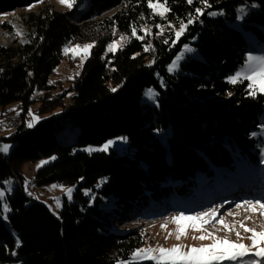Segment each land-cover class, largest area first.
Returning a JSON list of instances; mask_svg holds the SVG:
<instances>
[{"label": "trees", "instance_id": "trees-1", "mask_svg": "<svg viewBox=\"0 0 264 264\" xmlns=\"http://www.w3.org/2000/svg\"><path fill=\"white\" fill-rule=\"evenodd\" d=\"M32 1L0 0V13ZM208 3L211 7L175 45L173 29L204 7L200 0L192 5L167 0L170 10L163 19L152 14L148 0H76L64 12L45 8L22 14L28 43L0 46V119L12 104L13 114L19 111L24 118L36 91L43 93L38 112L45 117L32 128L23 122L9 137H0V143L15 148L0 153V189L17 179L7 196L10 211L3 213L0 205V264H123L148 235L140 228L116 231L114 225L128 208L146 205L145 191L157 201L165 190L159 182L187 184L199 172L225 176L236 172V161L246 169L261 162L264 95L250 96L247 80L228 82L249 51L229 23L247 5L243 28L264 40V0ZM133 27L143 39L132 36ZM121 35L128 41L106 52ZM77 43L94 46L62 89L49 78L63 60V48ZM184 45L194 47L198 58H187L169 74L168 65ZM148 89L157 93L156 105L142 103ZM65 127L73 131V143L60 139ZM120 138L127 142L123 154L78 150ZM38 160L48 163L35 171L28 183L32 190L52 183L77 186L57 217L24 191L16 171L18 162ZM101 179L105 182L96 190ZM84 190L93 193L86 196Z\"/></svg>", "mask_w": 264, "mask_h": 264}, {"label": "rangeland", "instance_id": "rangeland-1", "mask_svg": "<svg viewBox=\"0 0 264 264\" xmlns=\"http://www.w3.org/2000/svg\"><path fill=\"white\" fill-rule=\"evenodd\" d=\"M240 7L244 6L242 5ZM45 8H47L49 11L54 10L58 12H64L69 9L66 6H63L58 3V0H33L26 6L18 5V7L10 9L7 12L0 13V46L8 47L11 44L21 45L28 43L26 30L22 23V14L27 12H38L41 9ZM81 8V10L87 8V2ZM245 11L247 12L246 9ZM245 16L246 15H244L243 19L236 18L233 23H229V26L237 30L243 37L249 49L247 56H264V40L259 39L256 34L248 32L243 28V20ZM18 32L20 33V35H17ZM262 33L264 38V30H262ZM87 44L94 45V43H77L71 44L67 48H73L77 45L83 47ZM188 46L195 49L191 45ZM65 48L66 47H64L63 50ZM107 49L108 47L106 48V52H109ZM63 50V60L61 61L60 65L56 68L55 72L50 76L49 82L52 83L58 81L62 84V89H65L67 88V79L73 76L74 73L76 74L78 68L83 65L89 55L86 58H83L81 54L73 58L71 52L65 55ZM198 56L199 55L196 50L192 53H186L184 59L179 62V65L187 58L197 59ZM171 64L172 62L168 65L167 72L169 74H176L179 70V66L177 70L170 72L169 66ZM244 64L239 67L237 71H240ZM59 90L61 89L59 88ZM146 91L143 94L142 103L148 105H156V96L153 99H149L146 96ZM42 96V92L36 91L34 93L33 100H35V102L31 104V107L23 118V122L26 128H29L27 127V124L31 121L29 111H31L33 115L39 117V121L45 117V115H42L38 112V109L41 105L39 98H41ZM67 101L68 97L65 98L64 102L67 103ZM15 110V104H12L6 108L7 114L0 119L1 123L4 125V127L0 131V137H9L14 132L15 129L10 128L9 123L12 120V115ZM59 111L60 109L57 110V112ZM59 136L62 142L67 144L73 143L74 133L70 130L69 127H65ZM109 141H112L113 143L107 149V151L103 152H109L110 150H113L117 154H123L126 151L127 142L122 138L110 139L99 146H86L81 147L78 150L80 152L89 153L88 151H85V149L100 148ZM3 144L6 143H0V145ZM14 149L15 148L11 146L7 154L13 152ZM96 152L101 151H95L91 153ZM0 153L3 155H7L3 152ZM41 161L43 160H38L35 162L17 163L16 171L23 178V186L25 192H27L25 190V181H33L35 171L38 168L37 165H39ZM235 165L238 167L236 172L227 174L225 176L221 175L219 171L216 170L217 174H210L208 172L196 173L194 177L190 178V181L187 184H183L178 180H176L175 182H159V187L165 189L161 191L162 194H160V191L157 192L158 195L160 194V198H158L157 201H154L155 199L153 200L150 196L152 194H150V192L148 191H145L144 195L146 197V205L143 206L142 204H137L132 208H128L129 213L126 214V216L124 217L122 216L118 218L119 221L115 223L114 230L121 231L124 228L142 229V231L146 232L148 235V237L146 238L147 242L142 248H156L158 246H162L164 248H171L178 244L186 246L185 250L187 249V247H201L203 245L211 244L212 241L210 239L203 241L193 239L194 236H199L203 233L193 231L190 226L186 230V235L182 236L179 240H177V226L172 222V218L176 215H179L180 213H183L184 215H195L196 213L207 211L210 208H218L219 211L217 218L219 219L220 216H223L225 223L229 225L234 224L236 226V231L240 232V236L243 239L238 241L236 231H226L224 230L222 225L215 223V221L208 225H205L204 231L212 232L218 238H227L232 242H239L245 245H250L251 241L248 239L250 233H246L243 231V229H240L239 224L243 222L245 224V227L247 228H254L258 232L264 231V216H261L258 210L253 213L249 212L248 210H246V208L243 207L237 209L236 204L242 203L244 200H260L262 203H264V158H262L261 162L257 164V167L254 169L242 168L241 165L243 164L239 163L238 161L235 162ZM242 170H247L250 173H245ZM10 180L13 182V191L14 184L16 185L17 179L14 178ZM104 182L105 179H101L95 186V189L99 190ZM53 185H56L57 187L53 189ZM178 187H180V189H177ZM62 188L64 190L68 188L72 189L71 199H69L68 195L66 194V191L61 190ZM76 188V185H61L56 183L44 185L41 187L33 186L35 196L32 199L36 200L40 204L45 205L48 210L52 214L55 213L53 215L57 217L60 213L64 200L72 202L73 194ZM92 193L93 191L91 190H84V194L86 196L91 195ZM182 195L187 196L188 200L182 198ZM55 198L59 199V208L56 207ZM229 212L232 213L231 216L227 215V213ZM162 225H165L166 227L162 228ZM169 233H171V235H169ZM244 259H249V257H245ZM144 262L154 263L153 261H139V263ZM222 264H230V262L224 261L222 262Z\"/></svg>", "mask_w": 264, "mask_h": 264}, {"label": "snow or ice", "instance_id": "snow-or-ice-1", "mask_svg": "<svg viewBox=\"0 0 264 264\" xmlns=\"http://www.w3.org/2000/svg\"><path fill=\"white\" fill-rule=\"evenodd\" d=\"M76 0H58L63 6L71 9L75 4ZM201 4L204 6L203 8H196L195 15L190 16L187 19V23L184 21H179L178 29H173L175 39L172 40V44L175 45L186 32L188 25H191L194 20H198L200 16L204 15V8H210L211 5L208 3V0H200ZM189 5L193 4V0H187ZM247 5L244 7H240L237 9V19H243L244 15H246ZM255 7V5H252ZM148 8L152 10V14L159 15L162 19L166 17V14L169 12V8L167 5V0H164L163 3L160 0H148ZM209 16L223 15V12H209L207 13ZM143 18V17H141ZM157 28L163 31L161 25H156ZM168 27H172V25H168ZM136 28H132V36L137 39H143V37H138L136 35ZM151 30L147 29L145 34H150ZM115 34V33H114ZM17 35H20L18 32ZM128 41L126 36L121 35L120 39L112 42L108 45L109 52H116L118 47L122 46L124 43ZM165 43H168L165 40ZM94 45L87 44L83 47L77 45L73 48H65L63 51L65 55L69 52L72 53L73 58L77 55H81L83 58H86L90 54V49ZM151 49V45H146L145 50L148 51ZM195 49L189 47L188 45H184L181 52L175 57L172 61V64L169 66V71L173 72L177 70L179 66V62L184 59L186 53H192ZM247 80L248 83V94L252 97H256L257 94L264 95V56H252L249 55L246 58V62L240 71H237L235 75L230 76L228 78V82L232 84L242 83ZM163 86V82H162ZM112 91H116L115 88ZM231 94V93H230ZM157 93H155L152 89H148L146 91V96L149 99H153ZM29 115L31 116V121L27 124V127L32 128L39 121V117L33 115L31 111H29ZM255 135V134H253ZM126 140V138H123ZM113 142L109 141L105 145L100 148H88L85 151L89 153L95 151H107V149L111 146ZM11 145L3 144L0 145V152L5 154L8 153ZM55 159V157H52ZM48 163V161H41L37 167H41L43 164ZM12 181L7 180L4 182V188L0 189V205H2L3 213H7L10 211L7 204V196L12 192ZM28 181H25V190L27 191ZM99 186V185H98ZM57 186L53 185L52 188L55 189ZM62 191H66L69 199H71L72 189L68 188ZM31 195V193H29ZM56 199V207H60V202L58 198ZM246 208L249 212L255 213L257 210L261 216H264V203L260 200H244L242 203L236 204V208ZM51 210V209H50ZM218 208H210L207 211L196 213L195 215H184L180 213L172 218V222L177 226L176 227V239L179 240L182 236L186 235V230L190 226L193 231L202 232L203 234L199 236H194L193 239H198L200 241L203 240H211L212 243L208 245H203L201 247H187L184 245H175L171 248H164L162 246H158L156 248L147 247V248H139L132 252L129 260L123 262V264H138L139 261H153L154 264H222V262L227 261L230 264H264V231H256L254 228H247L245 224L241 222L239 224V228L243 229L244 232L250 233L248 239L251 241L250 245H245L239 242H232L227 238H218L212 232L204 231L205 225H208L215 221V223L222 225L224 230L226 231H236V226L229 225L225 223L223 216H218ZM55 214V213H53ZM227 215L231 216L232 213L229 212ZM6 218V217H5ZM162 228L166 227L165 225L161 226ZM171 235V233H169ZM237 240L243 239L240 236V232L236 231ZM17 247L20 246L19 240L16 242ZM15 255V253H12ZM245 257H249V259H244Z\"/></svg>", "mask_w": 264, "mask_h": 264}, {"label": "built area", "instance_id": "built-area-1", "mask_svg": "<svg viewBox=\"0 0 264 264\" xmlns=\"http://www.w3.org/2000/svg\"><path fill=\"white\" fill-rule=\"evenodd\" d=\"M23 125V118H22V114L20 112H15L12 115V120L9 123V127L13 128V129H18L19 127H21ZM4 125L1 123L0 121V128H3ZM27 191L29 192V187H27Z\"/></svg>", "mask_w": 264, "mask_h": 264}, {"label": "bare ground", "instance_id": "bare-ground-1", "mask_svg": "<svg viewBox=\"0 0 264 264\" xmlns=\"http://www.w3.org/2000/svg\"><path fill=\"white\" fill-rule=\"evenodd\" d=\"M0 42H1V41H0ZM16 112H19V111H16ZM1 129H2V128H0V131H1ZM174 182H175V181H174ZM27 187H29V193H31V196L34 197L35 194H34V192H33V190H32L31 184H28Z\"/></svg>", "mask_w": 264, "mask_h": 264}]
</instances>
